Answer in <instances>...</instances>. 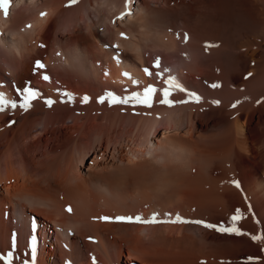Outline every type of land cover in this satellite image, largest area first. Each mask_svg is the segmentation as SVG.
<instances>
[{"label":"bare ground","instance_id":"6f19581e","mask_svg":"<svg viewBox=\"0 0 264 264\" xmlns=\"http://www.w3.org/2000/svg\"><path fill=\"white\" fill-rule=\"evenodd\" d=\"M69 3L0 11V93L17 103L0 112V256L264 264V240L251 239L264 236V0ZM169 78L185 89H171L172 106L159 91L150 108L98 102ZM25 86L39 93L27 111ZM153 214L216 227L116 219ZM233 226L241 234L217 230Z\"/></svg>","mask_w":264,"mask_h":264},{"label":"snow or ice","instance_id":"6c2138e0","mask_svg":"<svg viewBox=\"0 0 264 264\" xmlns=\"http://www.w3.org/2000/svg\"><path fill=\"white\" fill-rule=\"evenodd\" d=\"M10 3L11 0H0V11L3 12V15L5 16V18H7L8 14H9V8H10ZM78 3V0H70L69 5L67 6H72L74 4ZM41 15H45L44 13H42ZM30 27V26H29ZM123 35V34H122ZM41 47H44V45H41ZM209 47H211V45H209ZM155 67H159V61H157ZM45 65L43 63H41L40 61H36L35 65H34V71L39 72L41 69H44ZM145 74L151 76L152 73L148 71V69H145ZM124 76L128 77L129 79H131L130 75L128 73H124ZM159 76V73L157 74ZM251 75V74H249ZM43 80L48 81L49 77L45 74L42 75L41 77ZM134 84H138V81H133ZM166 87H164L163 89H157L154 85H149L146 88L143 89L142 92H134L129 96H126L124 98L118 97L113 93H108L106 97L102 96L99 98L98 102L103 104L105 103V100L107 99L109 104H130V103H135V104H140L142 106L145 107H152V102H153V98L156 96L157 92L159 91L160 94L162 95V99H161V103L166 104L168 106H172L173 101H171L170 99H168V97L171 95V89L172 88H177L180 91H185V89H183L176 81L174 78H169L165 81ZM213 87H219V85H213ZM18 94H22V100L23 103H21L19 105L20 108H22L24 111H27L30 107H31V103L33 100L37 99L39 96V93L37 90H34L30 87L25 86L22 89H17ZM65 95H70L68 93H65ZM193 95L194 94H190ZM196 100H199V97H195ZM89 100V98L87 96L82 98V102L83 103H87ZM45 103L51 107L55 101L51 100V99H47L45 100ZM214 103H219L218 101L214 102ZM11 107L12 109H15L17 107V103L15 101H9L8 99H6V97L0 93V112H3L6 108ZM233 107H235V105H233ZM236 187H239V184H236ZM70 211V209H69ZM240 217L239 215L233 216L232 220L235 222L236 220H238ZM102 219L104 220H108V217H103ZM118 221H123V222H129V223H145V224H155V223H167V222H171V223H184V224H203L205 228H214L216 226L211 225V224H204L203 221H189V220H184L181 217L177 216L175 218V220H171V221H158L157 220V216L156 214H153L152 217L148 220H144L142 217L137 216L135 218L133 217H117L116 218ZM35 221H33L32 223V229L33 231H35ZM218 231L221 232H235L236 234H241L240 230L238 228H236L235 226H233L232 228H224V227H219L217 228ZM251 239H253L254 241H260V240H264V236H260V235H252ZM31 249H32V259L33 262L35 261V251H36V237L33 236L31 239ZM0 260H5L6 264H12V253L9 252L7 254L6 257L4 256H0Z\"/></svg>","mask_w":264,"mask_h":264},{"label":"rangeland","instance_id":"374dc122","mask_svg":"<svg viewBox=\"0 0 264 264\" xmlns=\"http://www.w3.org/2000/svg\"><path fill=\"white\" fill-rule=\"evenodd\" d=\"M151 3H152V5H153V2L151 1ZM226 39H228V41H229V43H230V45L232 46V42H230L231 41V34L229 35V37L228 38H226ZM230 39V40H229ZM233 41V44H234V46H235V48L237 47V43L234 41V40H232ZM241 44H238V46H240ZM227 58H228V56H227ZM229 59H231V58H229ZM228 59V60H229ZM228 60H227V62H228ZM123 261H124V259H123Z\"/></svg>","mask_w":264,"mask_h":264}]
</instances>
